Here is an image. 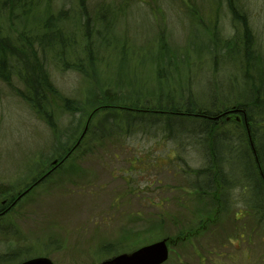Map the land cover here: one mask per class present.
Listing matches in <instances>:
<instances>
[{"label":"rangeland","instance_id":"1","mask_svg":"<svg viewBox=\"0 0 264 264\" xmlns=\"http://www.w3.org/2000/svg\"><path fill=\"white\" fill-rule=\"evenodd\" d=\"M214 1L86 0L88 15L83 14L78 0H53L52 8L63 7L76 17L72 27L76 39H80L85 31L80 22L85 17L95 21V12L102 4H121L123 17L114 33L119 39H130L139 50L128 56L126 70H130L121 75L129 83H141L150 73L149 64L157 53L158 40L164 39L168 47L178 49L177 54H171L178 61L184 53L190 61L201 59L199 72L190 71V76L194 75L190 91L200 105L206 106L207 97L226 99L233 87L238 90L237 95L247 97L246 89L250 86V81L243 80L227 59L214 64L212 54L206 50L209 39L205 34L213 25L221 37L233 33L224 2ZM240 1L253 34L264 47V0ZM192 29L197 30L196 35L188 38ZM87 31L96 39L95 23ZM100 52L114 61L111 68L102 66L104 74L100 80L110 81L117 74L116 54L112 50ZM48 70L62 95L77 101L85 96L89 83L83 82L79 73L61 71L51 63ZM96 79L94 69L90 82L94 91ZM178 79L176 75V82ZM168 86H172V81L162 86L163 94L169 92ZM8 88L0 83V184L22 182L37 158L53 154L51 147L55 145L51 129ZM152 88L155 89L153 84L131 90L150 92ZM59 102L53 99L52 104L57 130L66 129L68 123H72L70 129L77 134L81 126L89 123L95 130L100 113L88 121L62 110ZM175 127L178 131L177 122ZM158 132L156 138L145 137L147 140L143 139L145 134L136 130L122 132L115 140L86 136L78 150L65 156L62 165L47 172L42 185L32 188L6 218L0 219V253L17 246L27 252L20 257L18 254L15 260L45 255L53 264H94L165 238L168 258L162 264H264V222L247 213L241 187L230 189L228 201H215L217 193L214 200L199 198L196 186L188 184L193 175L181 169L203 165L197 152L200 154V148L189 144L184 151L186 156L176 159L178 146L156 129L155 133ZM231 156L230 169L244 170L243 154L232 152ZM250 173L251 170H245V174ZM193 181L202 186L210 184L206 176ZM256 186L252 181L249 190L242 188L251 204L259 202L251 198L256 199ZM102 245L105 250H100ZM11 261L0 264L15 263Z\"/></svg>","mask_w":264,"mask_h":264},{"label":"trees","instance_id":"2","mask_svg":"<svg viewBox=\"0 0 264 264\" xmlns=\"http://www.w3.org/2000/svg\"><path fill=\"white\" fill-rule=\"evenodd\" d=\"M85 1L78 0V5L83 14L88 15L85 12ZM221 1L229 14L233 33L230 37H221L213 25L209 33L205 34L206 39H209L206 40V50L212 54L214 64L219 59H227L239 71L243 80L250 81V86L246 89L247 97L237 95L238 90L233 87L229 92L230 98L223 99L214 95L208 100L207 97L208 103L203 106L192 97L190 91L191 84L194 85V75L190 76V71L193 69L199 72L198 63L201 59L190 61L184 53V57L178 61L172 56L178 53V49L168 47L164 39L158 40L157 53L149 64L150 73L141 83H129V79L121 75L130 70H126L128 56L139 53L138 47L132 45L130 39H119L114 33L123 17L121 4H102L95 12V21L85 17L80 22L85 31L81 33L80 39H76L72 27L74 19L77 21L76 17L73 14L70 16L68 9L63 7L52 8L53 0H0V83L9 87L18 99L32 108L36 117L51 129L55 140V145L51 147L53 154L37 158L22 182L0 184V219L8 216L11 208L26 197L32 188L43 184L48 175L37 179L43 169L51 166L54 169L62 165L65 156L78 150L86 136L111 137L110 140H115L114 137H119L122 132L136 130L145 134L143 139L147 140L145 137L158 136L159 132L155 133L157 129L178 146L180 152L176 159H183L189 144L193 143L197 149L200 148V154L199 150L197 152L204 161L203 165L181 169L193 175L188 184L196 186L199 198L214 200V194L217 193L215 201H228V192L238 185L247 213H253L254 219L257 216V221L264 222V47L253 34L242 2ZM94 23L96 39H92L87 31ZM196 31L192 29L188 38L193 33L196 35ZM209 43L212 45L209 46ZM101 50H112L116 54L117 74L110 77V81L106 78L100 80L104 74L102 66L111 68L114 61L108 57L110 55L102 56ZM50 63L61 71H76L83 82L89 83L81 100L77 101L59 92L51 80L48 70ZM183 68L185 76H182ZM94 69L95 79L97 77L95 91L90 84ZM176 75L180 77L178 82L175 80ZM168 81H172V86H168L169 92L163 94L162 86ZM151 84L155 89L152 88L150 92L131 90L136 86L146 87ZM53 99L60 101L59 107L62 110L70 115L83 116L88 121L100 113L95 130H92L90 123L81 126L82 130L80 128L78 134L75 129H70L72 123H68L66 129L57 130ZM230 115H238L239 119H227ZM176 122L178 131L175 130ZM232 152L243 154L244 170L230 169ZM169 158L172 160V156ZM53 160H56L55 164H51ZM248 169L251 173L245 174ZM201 176H206L210 184L202 186L193 181ZM252 181L257 184V195L256 199L251 198L259 201L257 204L247 201L242 190H249ZM5 227L10 229L7 225ZM101 247L100 250H105L104 245ZM25 252V249L17 246L11 247L0 253V262L13 260L11 262L17 264L29 258L13 259Z\"/></svg>","mask_w":264,"mask_h":264},{"label":"water","instance_id":"3","mask_svg":"<svg viewBox=\"0 0 264 264\" xmlns=\"http://www.w3.org/2000/svg\"><path fill=\"white\" fill-rule=\"evenodd\" d=\"M234 117L239 119L238 115L227 116V119ZM56 160H53L55 164ZM166 239L155 241L148 245L141 246L131 252H123L102 260L94 264H161L168 257V246ZM17 264H53L47 256H34L26 258Z\"/></svg>","mask_w":264,"mask_h":264},{"label":"flooded vegetation","instance_id":"4","mask_svg":"<svg viewBox=\"0 0 264 264\" xmlns=\"http://www.w3.org/2000/svg\"><path fill=\"white\" fill-rule=\"evenodd\" d=\"M53 167L51 166V167H49L47 170H45V172H43L41 175H39V178H37V179H42L43 177H45L48 173V171H50L51 169H52ZM2 203H5V201L4 200H2L1 201ZM9 206H7L6 208H5V210L8 208Z\"/></svg>","mask_w":264,"mask_h":264}]
</instances>
